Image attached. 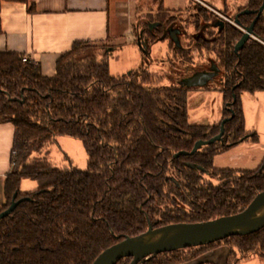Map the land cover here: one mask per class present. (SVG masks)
Returning a JSON list of instances; mask_svg holds the SVG:
<instances>
[{
	"label": "trees",
	"instance_id": "trees-1",
	"mask_svg": "<svg viewBox=\"0 0 264 264\" xmlns=\"http://www.w3.org/2000/svg\"><path fill=\"white\" fill-rule=\"evenodd\" d=\"M262 2L249 0L241 9L242 28L252 23ZM211 20L194 23L193 44L183 45L180 36V45L170 40L183 63L193 62L194 48L211 50L208 61L222 72L221 121L230 120L221 140L194 154L181 152L220 132L221 121L189 122L188 92L208 85L149 87L160 77L145 63L126 75H112L106 61L78 58L88 45L83 41L59 58L52 77L44 76L35 62L24 61L23 54L0 52V124L14 126L12 168L0 212L15 194L21 200L0 220V264H92L108 247L150 226L236 214L264 191L262 165L254 170L213 165L215 156L241 142L259 141L257 133L246 129L241 94L264 91V11L254 37L238 53L234 46L244 30L217 21V16ZM164 24L149 32L151 41L170 38V20ZM58 135L83 142L86 169L52 162L51 145ZM26 178L37 182L35 191H21ZM223 244L231 247L227 264L240 260L235 248L241 258L264 255V228L164 252L142 264H181ZM131 259L116 264H130Z\"/></svg>",
	"mask_w": 264,
	"mask_h": 264
},
{
	"label": "rangeland",
	"instance_id": "rangeland-1",
	"mask_svg": "<svg viewBox=\"0 0 264 264\" xmlns=\"http://www.w3.org/2000/svg\"><path fill=\"white\" fill-rule=\"evenodd\" d=\"M248 2L247 0H166L164 1L165 9L162 1L143 0L140 2L141 15L138 21H135L134 36L131 39L123 37L117 41L88 44L79 50L78 58L95 57L98 61H106L112 75H126L145 63L148 71L160 77L149 87L181 86L187 84L191 77L195 78L200 74L197 70L202 69L201 66H211L207 56L212 51L209 49L198 51L194 48L191 52L193 62L183 63L175 55L173 42L162 39L151 41L149 32L156 31L159 23L164 24V21L170 20L173 32L174 29L180 30L182 44L185 46L193 44L191 37L196 32L194 23L198 21L200 24H205L207 21H212L213 16H217L219 22H227L242 29L236 19L239 20L237 15ZM209 31H212L211 27ZM213 31L215 33L216 30ZM138 38L140 41H137ZM207 39L212 38L207 35ZM131 40L137 43L130 44ZM108 49L111 50L108 51ZM209 73L214 74L210 79H205L204 85L209 87L188 92L187 109L189 122L192 124L214 125L222 119L223 96L219 90L222 72L215 68ZM241 98L246 129L257 133L259 141L241 142L215 156L213 162L215 168L254 170L261 165L264 166V91L255 93L244 91ZM50 158L53 163L62 168L86 169L88 166V154L83 142L79 138L68 135L56 136L51 145ZM22 181L21 190L24 192H32L38 188L34 180L26 178ZM235 251L236 256L240 258L236 264H264V255L241 258L236 248ZM230 253V245L223 244L181 264H227Z\"/></svg>",
	"mask_w": 264,
	"mask_h": 264
},
{
	"label": "crops",
	"instance_id": "crops-1",
	"mask_svg": "<svg viewBox=\"0 0 264 264\" xmlns=\"http://www.w3.org/2000/svg\"><path fill=\"white\" fill-rule=\"evenodd\" d=\"M141 1L3 0L0 9V52L23 54L40 66L44 76L52 77L57 72L59 58L70 51L77 41L96 45L123 37L131 39L135 21L141 15ZM159 1L166 9V0ZM137 41L131 40L130 44ZM13 142V124L1 123L0 206L5 202L4 182L12 168Z\"/></svg>",
	"mask_w": 264,
	"mask_h": 264
},
{
	"label": "water",
	"instance_id": "water-1",
	"mask_svg": "<svg viewBox=\"0 0 264 264\" xmlns=\"http://www.w3.org/2000/svg\"><path fill=\"white\" fill-rule=\"evenodd\" d=\"M263 11L264 0L257 11L255 19L249 26L244 28L242 37L235 44V52L238 53L254 37L255 24ZM244 12H249V10ZM236 22L238 23L237 19ZM178 33L179 30L172 31L171 37L177 45H180ZM211 76L213 77L214 74H198L195 78L191 77L184 86H202L205 84V79H210ZM229 120L230 118H224L221 121L220 132L217 135L207 140L196 141L190 152H181V154H194L201 147L221 140L225 133V124ZM262 168H264L263 165ZM16 198L17 194L13 196L10 206L0 212V220L11 214L20 203L21 200ZM263 207L264 191H261L243 211L236 214L202 222L173 223L155 228L150 226L144 233L126 237L124 240L108 247L96 257L92 264H116L123 258H132L130 264H142L144 261L164 252L205 245L230 236L250 234L264 228V215L258 216Z\"/></svg>",
	"mask_w": 264,
	"mask_h": 264
},
{
	"label": "flooded vegetation",
	"instance_id": "flooded-vegetation-1",
	"mask_svg": "<svg viewBox=\"0 0 264 264\" xmlns=\"http://www.w3.org/2000/svg\"><path fill=\"white\" fill-rule=\"evenodd\" d=\"M237 16H239V14L237 15ZM238 23H239V20H238ZM159 24H161V23H159ZM165 27V26H164ZM174 30H179V29H174ZM242 30H244V28H242ZM173 31V29H172V27H170L169 29H168V35H169V40H171L172 39V37H171V32ZM181 35V33H180V30H179V33H178V37ZM173 40V39H172ZM179 40H180V38H179ZM174 41V40H173ZM235 47V46H234ZM214 67H216L214 64H212L211 66H206V65H204V66H201V68L202 69H200V70H197V73L199 72L200 74H202V73H209V72H212V71H214L215 70V68ZM217 68V67H216Z\"/></svg>",
	"mask_w": 264,
	"mask_h": 264
},
{
	"label": "bare ground",
	"instance_id": "bare-ground-1",
	"mask_svg": "<svg viewBox=\"0 0 264 264\" xmlns=\"http://www.w3.org/2000/svg\"><path fill=\"white\" fill-rule=\"evenodd\" d=\"M262 215H264V207H263L262 210L258 213V216H259V217L262 216Z\"/></svg>",
	"mask_w": 264,
	"mask_h": 264
},
{
	"label": "built area",
	"instance_id": "built-area-1",
	"mask_svg": "<svg viewBox=\"0 0 264 264\" xmlns=\"http://www.w3.org/2000/svg\"><path fill=\"white\" fill-rule=\"evenodd\" d=\"M26 60H27V58L24 57V61H26Z\"/></svg>",
	"mask_w": 264,
	"mask_h": 264
}]
</instances>
